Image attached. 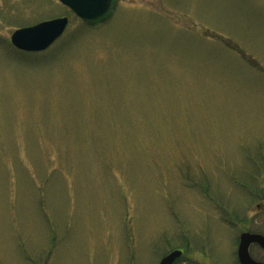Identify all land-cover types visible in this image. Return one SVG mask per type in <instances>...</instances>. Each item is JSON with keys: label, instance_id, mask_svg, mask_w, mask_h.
Wrapping results in <instances>:
<instances>
[{"label": "rangeland", "instance_id": "obj_1", "mask_svg": "<svg viewBox=\"0 0 264 264\" xmlns=\"http://www.w3.org/2000/svg\"><path fill=\"white\" fill-rule=\"evenodd\" d=\"M59 17L47 49L12 46ZM255 168L264 0H113L93 22L0 0V264L191 259L245 228Z\"/></svg>", "mask_w": 264, "mask_h": 264}, {"label": "flooded vegetation", "instance_id": "obj_2", "mask_svg": "<svg viewBox=\"0 0 264 264\" xmlns=\"http://www.w3.org/2000/svg\"><path fill=\"white\" fill-rule=\"evenodd\" d=\"M256 171L260 176L252 175L257 186L250 191L253 204L246 210L245 228L231 231V237L224 241L218 238V244L212 237L201 235L202 245L195 248L198 255L190 259L184 256V249H176L181 253L172 264H264V168H255L252 173Z\"/></svg>", "mask_w": 264, "mask_h": 264}, {"label": "water", "instance_id": "obj_3", "mask_svg": "<svg viewBox=\"0 0 264 264\" xmlns=\"http://www.w3.org/2000/svg\"><path fill=\"white\" fill-rule=\"evenodd\" d=\"M76 16L92 21L104 16L110 9L112 0H58ZM67 17L41 21L33 26L16 29L10 36L11 44L24 52H39L47 49L64 32ZM180 251L174 250L164 256L159 264H172Z\"/></svg>", "mask_w": 264, "mask_h": 264}]
</instances>
